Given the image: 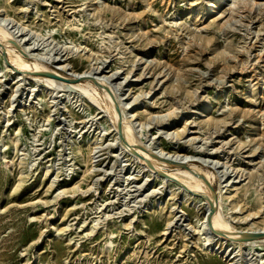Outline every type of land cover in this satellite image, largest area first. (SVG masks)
Segmentation results:
<instances>
[{"label":"rangeland","instance_id":"374dc122","mask_svg":"<svg viewBox=\"0 0 264 264\" xmlns=\"http://www.w3.org/2000/svg\"><path fill=\"white\" fill-rule=\"evenodd\" d=\"M238 1L0 0V18L66 73L116 75L141 147L197 154L243 229L264 226V0ZM10 63L0 52V264H264V245L199 231L200 191L125 152L103 97Z\"/></svg>","mask_w":264,"mask_h":264},{"label":"bare ground","instance_id":"6f19581e","mask_svg":"<svg viewBox=\"0 0 264 264\" xmlns=\"http://www.w3.org/2000/svg\"><path fill=\"white\" fill-rule=\"evenodd\" d=\"M238 2H239L238 0H234V4H236ZM217 4H219V1L215 2V4H213V7L216 8ZM255 5H256V2H255ZM231 6H233V4ZM1 17L2 18H0V44L2 46L0 47V52L3 54H9L10 60H11L10 66L13 67L12 69L19 71L17 73L18 76L20 74H26V73L29 74L30 73L33 75V77L35 79L45 82L47 87L49 88V90H55V89H60V90H65V91L66 90H81L84 94H86L87 96H91V98H93L96 101H98V99L96 98L95 94H97L98 97L99 96H101V98L103 97L104 100H106L107 110L111 114H113L112 116L115 120L116 130H117V133L119 134L118 138H119L120 146H121V148H123V150H125V152H130L134 155H137L136 158L141 159L142 161L146 162L148 165H150V167L154 166L151 162V160H153V159L162 160L164 163H161V165H164V167H165V165L167 167L169 166V163L167 162V160H169V159L178 160L180 163L186 165V167L185 166L178 167L176 169L177 170L176 172L175 171L170 172V173L167 172L168 175L165 174L166 171L164 173H163V171H159V172H162V174L166 177H169L171 179L178 181V183L180 182L182 185H184V189L186 191H191V190L192 191H195V190L200 191V193H201L200 196H202L201 201H203L204 207H205V213H204V216L198 220L197 228L199 229V231L202 232V234L207 235V237L209 239L213 238L216 240L217 239L223 240L225 238L221 237L220 233L224 232L228 235L227 239H229L231 244H237L240 249H242V247L251 248V247H254L256 245H258V246L264 245V237L261 239L247 240L248 236H250L251 234H254L256 232H264V226L263 227H250V228L239 229L234 224H232L229 220H227V218L225 217V215H224L225 212L223 213L225 203H226V199H227L226 198L227 197V190L225 191V187L228 186L229 183H227L226 185L221 184L219 186V188L217 190L218 191L217 194L219 195V197H218L219 198L218 199V208L213 212L211 211V207H212L211 202L213 201V194H212L211 189L209 188V186L207 184V181H209L213 186H215V182H214L215 179L214 178H215L216 174H214V172H212L210 170L204 169L199 164L194 163L195 160H193V157H195V156L197 157V154H191L190 155L187 153H181L178 150H174V151L170 152V151H165L166 149L163 150L161 148V149H159V152L157 155L155 153L157 151L156 147H152L150 150L145 149L146 147H144V148L141 147L142 144L140 142L142 139L140 140V138H139V136L135 130V126L127 114V107H126L127 102H124L123 98L119 97V95L117 93V89L115 90V88L111 84L110 79H112L113 76L115 78L116 75H111V76L101 75V73H103L104 71L102 70V68L100 69V66L95 67V68H93L91 66L92 67L91 69H85L83 71L74 70L72 72V74L66 73L67 70H70L69 65L60 63L61 59L59 60L58 57H56V58L54 57V59H52V60L44 58L45 55L43 56V54H40V52H37V51H39V48L33 44L34 42L31 44V42H30L31 38H28V36L24 32V29H22V30L19 29L18 31L14 30L13 27L15 25L9 27V24H5L7 17L6 16H1ZM226 20H228V19L226 18ZM14 42H16V43H14ZM18 46H21L23 50L19 49ZM258 60H259V58H258ZM168 63H170V62H168ZM53 64H57V66L56 65L53 66ZM133 64H135V63H133ZM131 70H133V69H131ZM129 72H132V71H129ZM43 73L56 74V75L62 77L63 79L53 78V77L44 75ZM163 73H165V72H163ZM144 74H145V72H144ZM141 77H143V75H141ZM72 79H77V81H74V82L68 81V80H72ZM174 89H176V87ZM117 108H119L121 113H122V120H121L122 132L121 133L119 132V129H118L119 116H118ZM170 109H172V108H170ZM207 109L208 108H206V112H207ZM148 112H149V110H148ZM156 115H157L156 117H158L159 114H156ZM152 116H154V114ZM196 138H198V137H196ZM196 138H194V139H196ZM144 155L146 157H144ZM198 156H199V158H202L201 155H198ZM207 160L208 159H205L206 162H207ZM164 167H160V169H166ZM244 171H245V169L243 170V173H244ZM242 175H244V174H242ZM239 176H241V175H239ZM238 179H236V181L231 179L232 181L231 180L230 181L233 183L234 182H241L242 180H245L246 177L243 179H240V177H239ZM231 185H233V184H231ZM236 188L237 187H234V189H236ZM234 192H237V191H234ZM244 196H245V194H244ZM231 254L232 253L230 252L229 255H231ZM234 257H232V259Z\"/></svg>","mask_w":264,"mask_h":264},{"label":"water","instance_id":"95a60500","mask_svg":"<svg viewBox=\"0 0 264 264\" xmlns=\"http://www.w3.org/2000/svg\"><path fill=\"white\" fill-rule=\"evenodd\" d=\"M16 43V42H14ZM19 49L23 50L20 46H18ZM44 75H47V76H50V77H53V78H57V79H63L62 77L56 75V74H52V73H43ZM68 81H77V79H72V80H68ZM117 111H118V116H119V124H118V129H119V132L121 133L122 132V113L120 111L119 108H117ZM168 163L170 164H173V165H178V166H185V164H182L180 163L178 160H175V159H169L167 160ZM207 184L209 186V188L211 189V192L213 194V201L211 202V211H215L217 208H218V194H217V191L215 189V187L209 182L207 181ZM264 237V232H256L254 234H251L250 236H248L247 240H254V239H261Z\"/></svg>","mask_w":264,"mask_h":264}]
</instances>
